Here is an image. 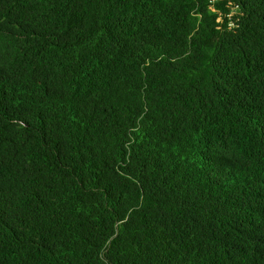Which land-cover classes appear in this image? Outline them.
Instances as JSON below:
<instances>
[{
  "label": "trees",
  "instance_id": "obj_1",
  "mask_svg": "<svg viewBox=\"0 0 264 264\" xmlns=\"http://www.w3.org/2000/svg\"><path fill=\"white\" fill-rule=\"evenodd\" d=\"M0 264H264V0H0Z\"/></svg>",
  "mask_w": 264,
  "mask_h": 264
}]
</instances>
